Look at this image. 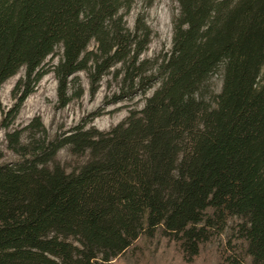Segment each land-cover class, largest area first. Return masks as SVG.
Here are the masks:
<instances>
[{"label":"trees","instance_id":"trees-1","mask_svg":"<svg viewBox=\"0 0 264 264\" xmlns=\"http://www.w3.org/2000/svg\"><path fill=\"white\" fill-rule=\"evenodd\" d=\"M134 0H0V85L14 82L8 127L49 71L58 106L113 69L109 102L140 108L108 129L99 109L49 132L35 115L0 150V264H111L170 244L184 264H264V0H176L171 47L143 56L152 30ZM62 51L55 63L48 57ZM219 72L215 90L212 76ZM67 146L84 160L66 169ZM155 259V258H154Z\"/></svg>","mask_w":264,"mask_h":264},{"label":"rangeland","instance_id":"rangeland-1","mask_svg":"<svg viewBox=\"0 0 264 264\" xmlns=\"http://www.w3.org/2000/svg\"><path fill=\"white\" fill-rule=\"evenodd\" d=\"M178 2L176 0H134L131 8L125 14L127 25L132 28L135 17L141 13L152 30V35L143 56L161 57L171 47L173 33V16L178 12ZM61 47L56 48L55 55L48 57L49 63H55L61 54ZM23 68H20L16 74L8 78L0 85V150L5 157L11 156L12 152L7 147L5 131L13 127H23L33 116L39 115L49 132L56 130H65L78 123L89 114L99 109L100 113L95 115L89 124H94L100 129H108L113 124L125 118L130 109L140 108L145 96L153 90L155 85L149 88L145 93L137 91L128 95L117 102H109L114 92H118L121 81L119 76H115L113 69L106 72L98 83V87L93 94L90 93L89 77L84 70L78 72L83 91L62 107L58 106L57 100V79L52 71L46 73L35 85L34 90L25 98L17 115L14 117L8 127L2 125L3 112L10 107L14 98L11 95V88L15 80L23 74ZM212 84L215 90L221 86V77L219 72L213 74ZM83 155L72 154L67 146L58 150L56 159L66 167L71 169L78 166L83 160ZM145 254H151L153 248L156 249L153 260L159 262L161 259L166 262H175V264H184L180 261L174 248L170 244L158 243L155 240L150 247H143ZM210 255L204 254L200 258L204 260L197 261V264H214L207 259ZM111 264H148L144 257L137 255H126L113 259Z\"/></svg>","mask_w":264,"mask_h":264}]
</instances>
